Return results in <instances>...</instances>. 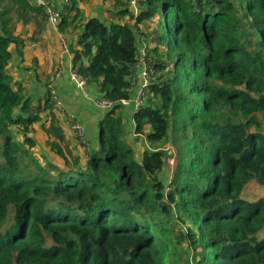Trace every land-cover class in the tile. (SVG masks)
<instances>
[{"label":"trees","instance_id":"16d2710c","mask_svg":"<svg viewBox=\"0 0 264 264\" xmlns=\"http://www.w3.org/2000/svg\"><path fill=\"white\" fill-rule=\"evenodd\" d=\"M138 1L109 22L58 5L71 67L115 102L82 154L52 86L35 96L9 70L48 27L43 6L0 0V264H264V195L244 193H264V0ZM143 45L156 75L131 129L118 101Z\"/></svg>","mask_w":264,"mask_h":264},{"label":"rangeland","instance_id":"374dc122","mask_svg":"<svg viewBox=\"0 0 264 264\" xmlns=\"http://www.w3.org/2000/svg\"><path fill=\"white\" fill-rule=\"evenodd\" d=\"M117 1L123 4L127 3V0H82V5L84 7V15L82 16V19L87 17L88 15L97 14L100 17H102L106 22H109V20H113L114 13L120 9ZM13 18H14L15 33L22 34L25 32L26 29H28L31 26L30 25L31 21L29 19L17 20L15 14H13ZM120 20L123 22L129 21V15L121 18ZM147 29H148L147 24L141 25V30H147ZM27 34L28 33H25V37L27 36ZM137 35H139L138 37L139 42L144 41L140 33L137 32ZM22 50L23 53L21 56H18L15 53L13 62L11 63L9 70L13 73L15 78L26 79L27 77H29V82L25 84L27 92L35 96L43 95L46 90L44 86L46 83L50 84L51 78L57 68V62L60 58L59 57L60 52L58 50L56 38L46 28V30L41 31L40 34L38 35V41H29L27 39L24 45V49ZM36 67L38 70H36ZM29 69L30 70L34 69L36 71L39 78L38 81L35 80L36 78L32 77V75L35 72L32 74L29 72ZM57 113H58V109H57ZM58 117H60L59 114ZM126 122L128 123V120H126ZM62 123L66 125L64 120L62 121ZM47 125L48 124L46 123L45 126ZM87 135L88 137H90L88 131L86 133V137ZM129 136H130L128 139L129 143L135 148L136 152H139L141 145H139L140 144L139 141L135 139L136 136L134 134L133 135L130 134ZM46 137L47 135L45 132H42L40 135L36 136V139L39 141V147L43 151H47L48 155H46V157H51L56 162H58L57 156L53 155L51 152H48L49 149L46 148L45 144L43 146V142H45ZM68 139H67L68 142L72 146L76 145L75 143H72L70 138ZM73 150L75 153L79 151L80 153L83 154L82 150H78L76 146L73 148ZM33 151L36 154L35 156H38L39 159H41L40 150L34 148ZM166 178H167L166 181L170 180L171 178L170 170L168 171V174H166ZM244 193L249 198L250 196L251 197L258 196L259 187L251 184L250 186H248L247 190H245Z\"/></svg>","mask_w":264,"mask_h":264},{"label":"built area","instance_id":"2783aa9c","mask_svg":"<svg viewBox=\"0 0 264 264\" xmlns=\"http://www.w3.org/2000/svg\"><path fill=\"white\" fill-rule=\"evenodd\" d=\"M37 5L43 6L44 15L48 25L53 29L55 34L57 35L58 44L61 48V51L70 57V49H69V41L66 35L60 30V18H61V8L55 4L53 1L49 0H34ZM130 7H132L133 13H137L140 9V4L138 0H129ZM137 10V11H135ZM145 46L143 45L139 48V52L137 55V61L135 64V75L131 79V88H128L130 92L129 99H121L119 104L122 106H126L128 103H132L134 112L139 110L147 100V87L150 85L152 80L155 78L156 71L154 68L155 58L152 54H147L145 51ZM59 71L56 75H59ZM70 76L77 89H79L83 94L87 95V91L85 89L87 85V77L81 75L77 69L70 68ZM51 100L55 104V106L59 109H62L61 100L59 96L52 92ZM94 104L103 108L108 109L112 107L115 102L107 99L103 95H98L93 100ZM69 127L73 134V137L80 142V144L88 150L90 147L89 142L85 136V129L83 124L73 115L69 116ZM170 171H173L174 166V158L170 157L167 160Z\"/></svg>","mask_w":264,"mask_h":264},{"label":"crops","instance_id":"0c3cea01","mask_svg":"<svg viewBox=\"0 0 264 264\" xmlns=\"http://www.w3.org/2000/svg\"><path fill=\"white\" fill-rule=\"evenodd\" d=\"M53 1L59 6L61 3L65 2V0ZM47 30L55 36L58 50L60 52V58L57 62V68L51 78L50 86H52L53 88L52 92L56 93L59 96V99L61 100L62 109H57L61 123L63 120L66 123V125L62 123L63 128L65 130L66 138H70L72 143L77 141L73 137V134L69 127V116L73 115L83 124L85 129V136L87 131L89 132L90 137H88L87 135L88 138L86 137V139L91 146H94L98 134V121L103 116L106 109H103L94 104L93 100L96 96H98V94L95 92L94 88H92L88 83L85 87L87 95L83 94L79 89L76 88L75 83L73 82L70 76V57L69 55L61 51V48L58 44L57 35L49 25L47 27ZM36 70H38L37 67ZM58 71L60 73L59 75H56ZM123 109L125 119L128 120V126H131V129H133L134 124H131V121L132 115L134 113V108L132 103H128L126 106H123ZM259 194L264 195L263 191L260 190V188Z\"/></svg>","mask_w":264,"mask_h":264}]
</instances>
